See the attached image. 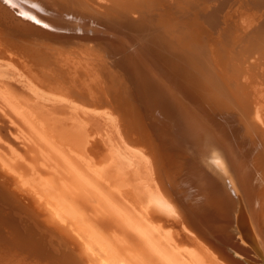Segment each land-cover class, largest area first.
<instances>
[{
    "label": "bare ground",
    "instance_id": "6f19581e",
    "mask_svg": "<svg viewBox=\"0 0 264 264\" xmlns=\"http://www.w3.org/2000/svg\"><path fill=\"white\" fill-rule=\"evenodd\" d=\"M17 2L0 92L61 171L0 155V264H264V0Z\"/></svg>",
    "mask_w": 264,
    "mask_h": 264
},
{
    "label": "rangeland",
    "instance_id": "374dc122",
    "mask_svg": "<svg viewBox=\"0 0 264 264\" xmlns=\"http://www.w3.org/2000/svg\"><path fill=\"white\" fill-rule=\"evenodd\" d=\"M20 93L18 92V90L13 91V94H17L18 96H20ZM14 97L15 96L8 97L6 94H2L0 92V155L4 157L6 160H8L10 163L20 166L22 168L23 173L26 176L27 174L29 176L28 168L32 163L34 164V162H36L35 159L38 160L35 163L38 167L47 170L46 175L50 171L54 173V170H59L61 168L55 156L56 151H54V149H52L47 143L42 142L39 138V135L34 131L35 129L31 128L28 122L16 113L14 109L15 107L12 106V104L16 105V103H13L16 100ZM60 114L63 121L65 122L72 121V118H69L70 115L69 112L68 113L63 112V114L62 113ZM90 122L95 130L99 129L98 123H96V121H94L93 118L90 120ZM62 172L63 174L65 173L64 171ZM24 191L30 194L29 191L27 190ZM30 195L32 196V194ZM84 204L89 205V206L84 205V207L86 208L85 212L91 211L89 213L92 214L90 215L91 217L90 220H94V222L93 221L92 222L96 225V227L99 230L101 231L105 230L104 232L108 234H111L112 231V235H114L115 233L114 235L115 237L122 239V241L125 239L123 242L128 247L127 248L128 251L133 250V252H136L137 254L140 255L144 254L145 251L144 245L138 239V236L135 234V231H133L130 227L125 228V226H122L121 224L117 223L116 219L114 217L113 218L109 217L110 214L108 213L107 214L103 213L105 216L102 218L101 215L103 214L98 215L99 212L96 211L99 210L98 208L94 210L93 209L94 205H91L88 202ZM87 207L90 209L88 210ZM94 211H96V213ZM98 216L100 218H98ZM114 220L116 221L117 224L116 223L114 224L115 222ZM110 224L112 225L111 227ZM108 227L111 229H109Z\"/></svg>",
    "mask_w": 264,
    "mask_h": 264
},
{
    "label": "water",
    "instance_id": "95a60500",
    "mask_svg": "<svg viewBox=\"0 0 264 264\" xmlns=\"http://www.w3.org/2000/svg\"><path fill=\"white\" fill-rule=\"evenodd\" d=\"M19 7L20 6H19L17 0H0V12L1 13H7L11 17L16 18V19L18 18V19H22V20H26V21L32 20L35 22H39V21H36L34 19H31L29 17V15L24 14L22 11L19 10ZM44 25L47 26L48 24H44ZM54 26H56V25L54 24ZM80 263L82 264L81 261H80Z\"/></svg>",
    "mask_w": 264,
    "mask_h": 264
}]
</instances>
